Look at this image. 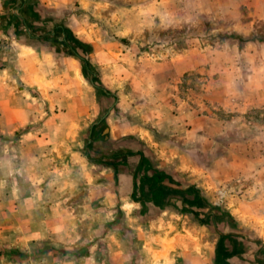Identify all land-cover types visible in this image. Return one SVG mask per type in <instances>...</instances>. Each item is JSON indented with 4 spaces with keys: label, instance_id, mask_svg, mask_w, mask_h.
<instances>
[{
    "label": "rangeland",
    "instance_id": "rangeland-1",
    "mask_svg": "<svg viewBox=\"0 0 264 264\" xmlns=\"http://www.w3.org/2000/svg\"><path fill=\"white\" fill-rule=\"evenodd\" d=\"M11 1L0 264L105 259L124 178L157 171L198 202L167 204L155 232L197 224L205 239L221 212L214 226L264 247V0Z\"/></svg>",
    "mask_w": 264,
    "mask_h": 264
},
{
    "label": "crops",
    "instance_id": "crops-1",
    "mask_svg": "<svg viewBox=\"0 0 264 264\" xmlns=\"http://www.w3.org/2000/svg\"><path fill=\"white\" fill-rule=\"evenodd\" d=\"M18 10L20 9L16 4L13 7V1H0V49L2 50L10 40L15 39L13 32L16 30V23L19 26L21 24L16 19ZM0 58L5 60L7 57L4 54L2 56L0 51ZM121 166L122 173L125 172L127 176L129 168L124 169V165H120L119 168ZM124 180L123 184L129 191L121 211H118L119 214L121 213V219L123 218L122 225L120 224L121 226L116 230L120 236L115 238L113 245H100L106 251L105 259L92 253L85 254L79 260L81 264H264V257H260L264 247L254 249L256 244L246 241V237H243L245 235L238 229H230V226L224 229L223 226L221 228L218 225L214 226L221 212L218 215L213 211L208 212L207 215L212 216V228L215 231L211 230L205 239L203 226L197 227V224L187 228L183 225L177 226V229L172 231L168 228L155 232L156 228L152 226L154 221L150 222L155 213L164 214L167 204L175 207L183 206L186 201L196 204L198 196L182 194L174 198L171 191H174L176 187H172L163 179L160 183L165 188L162 195L156 198L153 194L145 192L146 188L140 178L127 176ZM200 216L203 215L200 214ZM108 234L106 233L105 237ZM186 234L192 236V241L187 242L183 239L184 236L187 237ZM150 237H152L151 240Z\"/></svg>",
    "mask_w": 264,
    "mask_h": 264
},
{
    "label": "trees",
    "instance_id": "trees-1",
    "mask_svg": "<svg viewBox=\"0 0 264 264\" xmlns=\"http://www.w3.org/2000/svg\"><path fill=\"white\" fill-rule=\"evenodd\" d=\"M122 163L121 165H123ZM120 165H118L119 168ZM142 165H139L140 168ZM163 172L157 171L152 174H146L140 177L141 183L144 184L145 192L153 194L156 198L162 195L163 189L165 188L160 182L163 178Z\"/></svg>",
    "mask_w": 264,
    "mask_h": 264
}]
</instances>
